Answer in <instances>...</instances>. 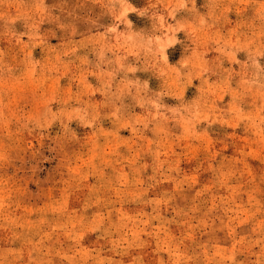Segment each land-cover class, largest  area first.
I'll return each mask as SVG.
<instances>
[{
  "label": "rangeland",
  "instance_id": "obj_1",
  "mask_svg": "<svg viewBox=\"0 0 264 264\" xmlns=\"http://www.w3.org/2000/svg\"><path fill=\"white\" fill-rule=\"evenodd\" d=\"M0 264H264V0H0Z\"/></svg>",
  "mask_w": 264,
  "mask_h": 264
}]
</instances>
